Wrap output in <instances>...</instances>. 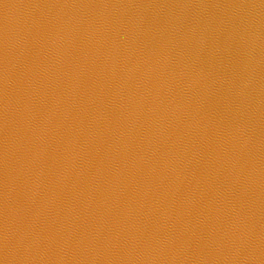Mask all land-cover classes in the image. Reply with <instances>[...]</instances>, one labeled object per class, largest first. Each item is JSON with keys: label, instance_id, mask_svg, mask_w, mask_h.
Returning a JSON list of instances; mask_svg holds the SVG:
<instances>
[{"label": "water", "instance_id": "obj_1", "mask_svg": "<svg viewBox=\"0 0 264 264\" xmlns=\"http://www.w3.org/2000/svg\"><path fill=\"white\" fill-rule=\"evenodd\" d=\"M0 264H264V0H0Z\"/></svg>", "mask_w": 264, "mask_h": 264}]
</instances>
